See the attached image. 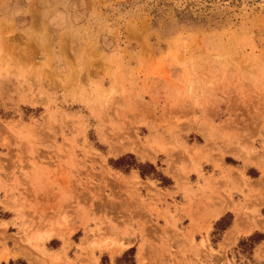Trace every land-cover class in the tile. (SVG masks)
I'll return each instance as SVG.
<instances>
[{
  "label": "rangeland",
  "instance_id": "1",
  "mask_svg": "<svg viewBox=\"0 0 264 264\" xmlns=\"http://www.w3.org/2000/svg\"><path fill=\"white\" fill-rule=\"evenodd\" d=\"M4 250L264 264V0H0Z\"/></svg>",
  "mask_w": 264,
  "mask_h": 264
},
{
  "label": "bare ground",
  "instance_id": "2",
  "mask_svg": "<svg viewBox=\"0 0 264 264\" xmlns=\"http://www.w3.org/2000/svg\"><path fill=\"white\" fill-rule=\"evenodd\" d=\"M162 145V144H161ZM124 147V146H123ZM126 147V146H125ZM127 147H128V145H127ZM127 147H126V149H127ZM131 146H129V148L128 149H132V151L133 152H135V153H138L139 151L138 150H136V149H134V148H130ZM122 148V147H121ZM136 148V147H135ZM164 148V147H163ZM166 148V147H165ZM117 149V148H116ZM161 149H162V147H161ZM122 150V149H121ZM150 150V149H149ZM164 151V150H163ZM122 152V151H121ZM121 152H118V153H121ZM123 152H125V151H123ZM148 152V151H147ZM203 152V151H202ZM236 152V151H235ZM117 153V152H116ZM115 153V154H116ZM145 153V152H144ZM144 153H142L141 154V151H140V153H138V154H140L141 155V157L143 158V159H150V160H153V159H155V157H154V155H151V154H149V152H148V156L146 155V154H144ZM197 154V153H196ZM199 154V153H198ZM173 155V154H172ZM198 157V156H197ZM198 160V159H197ZM170 168H172V165H171V167ZM173 169V168H172ZM171 172V171H170ZM137 174V173H136ZM171 174H175V173H173V172H171ZM177 178H179V177H177ZM180 179H182V178H180ZM178 180V179H177ZM136 182H138V181H136ZM182 186V185H181ZM226 209H227V206L225 205V207H223V208H220L219 210H217L218 212L216 213V219L217 218H219L222 214H224V212L226 211ZM214 215V214H213ZM240 217V216H239ZM245 218V217H244ZM239 219V218H238ZM240 220H243V217H241L240 218ZM244 222V221H243ZM246 224V223H245ZM241 225H242V223H241ZM241 225H240V222H239V220L236 222V225H235V227L233 228V230L231 231V232H229L228 233V237L231 239V238H233V237H235L234 235L236 234V233H238L239 232V228H241ZM243 227V226H242ZM254 229V228H253ZM251 231V230H250ZM253 231V230H252ZM227 237V238H228ZM126 247V246H125ZM128 248V247H127ZM119 249V248H118ZM122 250V249H121ZM5 251V250H4ZM8 251V250H7ZM7 251H5V252H3V253H1L0 254V261L1 260H8V258H9V254L10 253H8ZM116 251V250H115ZM120 251V250H119ZM115 253V252H114ZM19 255H20V253H19ZM14 256V255H13ZM18 256V255H17Z\"/></svg>",
  "mask_w": 264,
  "mask_h": 264
}]
</instances>
